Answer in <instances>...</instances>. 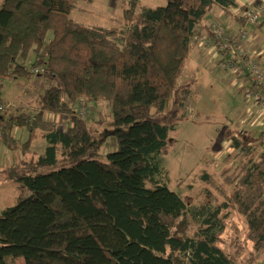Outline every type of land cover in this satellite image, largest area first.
<instances>
[{
  "label": "trees",
  "instance_id": "1",
  "mask_svg": "<svg viewBox=\"0 0 264 264\" xmlns=\"http://www.w3.org/2000/svg\"><path fill=\"white\" fill-rule=\"evenodd\" d=\"M77 1L0 5V76L29 77L30 66H42L40 75L52 80L33 116L9 114L0 103V141L8 149L26 154L38 136L46 143L43 153L31 152L0 170V179L29 192L0 213V264H231L214 230L226 208L245 217L247 238L263 248L264 150L257 162L231 174L233 190L194 237L186 203L157 178L171 132L189 119L182 95L196 80L178 79L196 24L215 7L229 15L249 4L166 0L135 12L133 1L123 13L127 29L119 30L74 21ZM237 21L235 26L247 23L240 15ZM203 30L217 42L210 25ZM218 46L223 57L230 53ZM88 102L110 106L108 128L101 133L94 132L92 115L75 110L90 108ZM45 114L58 115L66 126ZM22 126L28 135L19 143L13 130ZM239 133L227 130L221 139L249 148L252 136ZM108 135L116 149L103 154Z\"/></svg>",
  "mask_w": 264,
  "mask_h": 264
},
{
  "label": "rangeland",
  "instance_id": "2",
  "mask_svg": "<svg viewBox=\"0 0 264 264\" xmlns=\"http://www.w3.org/2000/svg\"><path fill=\"white\" fill-rule=\"evenodd\" d=\"M133 1L135 12L166 3V0H78L70 17L85 25L126 30L123 13ZM243 1L239 0V4H248ZM249 5L258 9V23H261L259 26L249 24L247 27L251 42L244 48L246 58L230 50L223 57L218 52V42L207 39L204 24L213 28L215 23L222 20V26H225L227 22H238L237 15H240L237 8L231 10L229 15H233V20H228L229 15L222 13L219 17L221 10L215 7L196 24L189 54L178 79V83L192 78L196 80L192 89L182 95L183 110L189 119L179 121L171 132L169 151L162 157L163 173L157 178L167 180V186L186 203L191 220L189 234L192 237L199 234L204 220L233 190L236 181H231V174H237L247 162L248 166L257 162L264 150V137H259L264 132V109L255 101L256 92L261 87L252 80L247 67L251 58L257 63L264 60V6L262 3L253 5V2ZM213 13L216 15L214 18ZM252 45L259 48H253ZM51 81L47 76L34 73L29 77L0 76V103L8 105L9 114L25 112L33 116L37 111L39 96L50 86ZM88 104L90 108L86 104L84 107L90 110L88 115H92V128L96 130L94 132L101 133L102 127L108 128L106 124L110 120V106L108 102H100L93 107L90 102ZM47 118L56 122L59 120L58 115L50 114ZM99 118L102 119L101 124L97 122ZM59 125L66 126L60 121ZM232 129L239 130L240 136H252L249 148L233 147L231 138L221 139L224 132ZM21 132L27 134V127L16 130L20 143L25 141ZM104 139L100 151L103 154L114 151V139L110 135ZM35 140L33 149L41 151L44 141L40 136ZM26 195L27 190L14 182L0 185V213ZM219 217L222 220L214 228L222 239L218 246L229 254L231 264H264V247L256 249L253 241L247 238L245 217L230 208L220 210Z\"/></svg>",
  "mask_w": 264,
  "mask_h": 264
},
{
  "label": "built area",
  "instance_id": "3",
  "mask_svg": "<svg viewBox=\"0 0 264 264\" xmlns=\"http://www.w3.org/2000/svg\"><path fill=\"white\" fill-rule=\"evenodd\" d=\"M240 16L245 18L246 22L249 24H259L258 9L250 7V5H247L243 10H241ZM213 28L217 36V42L222 48H229L230 52L239 54L242 58H246V56H244V48L245 41L248 39L249 31L245 26L231 27L229 24L227 26H222V21H220V23H215ZM247 67L252 80L257 82L261 87L259 92H256L255 101L260 103L264 109V67L257 63L254 58H251L247 62ZM31 71L34 74L40 75L43 74L44 68L39 66L32 68ZM75 110L81 117H85L90 113V110L88 111V109L82 105H78ZM2 111L3 106L0 104V115Z\"/></svg>",
  "mask_w": 264,
  "mask_h": 264
},
{
  "label": "crops",
  "instance_id": "4",
  "mask_svg": "<svg viewBox=\"0 0 264 264\" xmlns=\"http://www.w3.org/2000/svg\"><path fill=\"white\" fill-rule=\"evenodd\" d=\"M243 1V0H242ZM2 2V1H1ZM244 3H248L250 4V2H253V5L255 4V2H258V4L262 3L263 6H264V0H244L243 1ZM1 5V3H0ZM234 9H232L233 11ZM223 12L221 11L220 14H219V17L221 16ZM212 17H216V15L213 13L212 14ZM233 17V15H229L228 17V20H230L231 18ZM233 20V19H231ZM223 22V21H222ZM238 22H235V23H229V25L231 27L235 26ZM261 22H259L258 26L260 25ZM226 26L228 25V22L225 24ZM249 25V23H245L244 22V26L247 28ZM251 42L250 40V37L245 41V47L247 48V46L249 45V43ZM255 45H252L253 48H259V47H254ZM257 57H260L259 54L256 55ZM259 64L264 67V60H260L259 61ZM239 65V63H238ZM249 74V73H248ZM250 93V92H249ZM3 104V103H2ZM8 107V105H6ZM5 106V107H6ZM47 115H50V114H45V119H48L47 118ZM50 120V119H48ZM59 121V120H58ZM18 128L20 127H15L14 130H13V135L17 138L16 136V130L18 131ZM264 134V132H262ZM21 137L26 139L27 138V135L28 133L26 134L25 132H21ZM261 134V133H260ZM18 140V138H17ZM44 141V140H43ZM19 142V140H18ZM36 142V140L33 141V143ZM20 143V142H19ZM32 143V144H33ZM31 144V145H32ZM46 143L44 141V144H43V147H42V150L41 151H37V150H34L33 149V145L30 147V151L27 152L26 154H23L20 150H10L8 149L1 141H0V170L2 168H5V167H8L10 165H12L13 163H18L19 161H21L22 159L26 158V157H29L31 152H34V154H40V153H43L44 151V147H45ZM32 155V154H31ZM7 182H14L16 183L19 187H21L22 189L26 190L25 187H23L21 184L15 182V181H10V180H3V179H0V185H5ZM27 195H29V192L27 191ZM26 195V196H27ZM1 210V209H0Z\"/></svg>",
  "mask_w": 264,
  "mask_h": 264
}]
</instances>
